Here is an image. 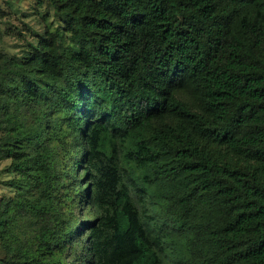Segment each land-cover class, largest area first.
I'll list each match as a JSON object with an SVG mask.
<instances>
[{"label":"trees","instance_id":"trees-1","mask_svg":"<svg viewBox=\"0 0 264 264\" xmlns=\"http://www.w3.org/2000/svg\"><path fill=\"white\" fill-rule=\"evenodd\" d=\"M51 2L72 44L0 51L3 264H264V0Z\"/></svg>","mask_w":264,"mask_h":264},{"label":"rangeland","instance_id":"rangeland-1","mask_svg":"<svg viewBox=\"0 0 264 264\" xmlns=\"http://www.w3.org/2000/svg\"><path fill=\"white\" fill-rule=\"evenodd\" d=\"M58 35H62L65 44H72L74 37L66 30V19L60 11L56 9L51 0H0V51L4 54L3 57H21L24 56L32 44H36L40 38H51L50 53L55 57L60 55L58 44ZM50 37V38H49ZM1 61V57H0ZM25 118H29L28 109L23 108ZM4 135L0 130V138ZM75 157V153L72 151ZM68 164L67 154L63 161ZM11 158H0V199L3 196H11L15 193V189L6 185L4 182L15 175V172L9 170ZM69 165V164H68ZM81 174V173H79ZM81 187L72 188L70 191L75 194L73 200H67L63 206L70 208L74 219L87 222L91 220L94 213H90L91 204L81 201L87 186V180L84 176H79ZM67 183V179L64 178ZM88 214L87 218L84 215ZM84 232V231H82ZM86 234H82L81 241L84 240ZM72 243L69 241L67 244H73L74 251L70 254L69 248H65L62 255V260L65 264H78L79 254L81 250L78 244V233L73 235ZM66 244V245H67ZM10 254L3 248L0 241V264L3 260L9 258Z\"/></svg>","mask_w":264,"mask_h":264}]
</instances>
